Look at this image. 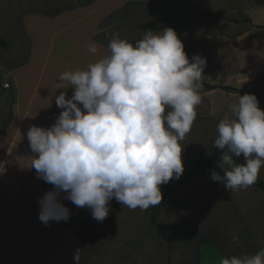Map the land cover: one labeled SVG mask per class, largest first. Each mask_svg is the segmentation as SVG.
I'll return each mask as SVG.
<instances>
[{"label":"clouds","instance_id":"obj_1","mask_svg":"<svg viewBox=\"0 0 264 264\" xmlns=\"http://www.w3.org/2000/svg\"><path fill=\"white\" fill-rule=\"evenodd\" d=\"M108 53L86 69L59 74L55 96L62 109L50 127L27 130L38 178L52 185L42 197L39 220L65 221L71 212L62 200L88 208L103 221L110 201L147 210L161 203L160 186L184 172L182 141L190 133L201 103L207 60L185 46L171 27L148 29L135 45L112 33ZM88 51L98 53L96 43ZM233 118L217 125L214 147L220 171L211 179L227 190H247L264 167V110L255 94L239 95ZM242 157L244 163H237ZM221 172L223 174H221ZM63 194V195H62ZM219 264H264L255 254L222 257Z\"/></svg>","mask_w":264,"mask_h":264},{"label":"rangeland","instance_id":"obj_2","mask_svg":"<svg viewBox=\"0 0 264 264\" xmlns=\"http://www.w3.org/2000/svg\"><path fill=\"white\" fill-rule=\"evenodd\" d=\"M122 1L0 0V36L8 43L7 47L0 46V127L11 114L8 94L11 91L14 94L9 77L12 69L22 65L27 57L36 62L47 49H58L59 42L66 43L68 49L74 48V40L90 37L92 32L87 25L96 23L101 27L97 29L99 33L113 18H123L126 22L122 28L103 33L100 38L109 43L112 33H118L133 45L148 29L159 31L171 27L184 43L190 62L192 55L200 54L207 60L206 67H223L226 48L235 35L253 27L243 20L251 0H131L110 13ZM180 13L183 17L179 19ZM252 15L255 22L264 23V2L257 5ZM157 18L167 20L156 27L138 26ZM216 34L215 46L209 45ZM254 53L250 49L249 63L255 61ZM5 82L8 87L3 86ZM239 86L223 88L232 94L226 95L215 110L211 109L212 99L201 93L197 117L181 142L185 170L179 180L162 184L161 192L171 184H178L194 160L203 158L214 148L217 125L225 117L233 118L230 106L238 102L239 95L255 94L264 110V69L249 85ZM212 170L203 169L178 188L161 209L157 222L165 227L166 240L150 223L149 208L133 210L113 199L108 216L97 221L90 209L62 200L71 215L67 222L60 223L80 238L75 264H193L201 246L203 263L214 264L216 257L207 249L215 254L217 250L223 257L255 254L264 249V191L254 186L240 191L225 190L220 182L211 179ZM259 177L264 179V167ZM45 187L48 191L52 185L45 183ZM200 236L212 239L213 243L197 244Z\"/></svg>","mask_w":264,"mask_h":264},{"label":"crops","instance_id":"obj_3","mask_svg":"<svg viewBox=\"0 0 264 264\" xmlns=\"http://www.w3.org/2000/svg\"><path fill=\"white\" fill-rule=\"evenodd\" d=\"M129 1H122L110 13L121 9ZM262 2L264 0H251L247 4L245 18L250 19L249 23L253 27L235 35L233 42L226 48L224 66L204 69L201 93L212 99L213 110L225 101L226 95L232 94L224 91V86L238 88L241 83L249 85L256 74L264 69V28L260 26L264 23L255 22L252 15ZM181 15L177 18H182ZM157 19L153 20L157 23L149 27H156L167 20ZM125 22L123 18H113L107 23L105 31L99 33L97 29L101 27L98 28L96 23L87 25V29L92 32L90 37L74 40V48L68 49L66 43L59 42L58 49H47L36 62L27 57L22 65L10 72L14 101L11 104L10 121L0 131V264H75L78 261L79 236L65 229L60 222L52 221L46 226L38 218V197H42L47 189L45 182L31 168L34 154L26 133L31 125L50 127L62 111L56 105L55 96L60 91H67L66 98L73 94L72 88L56 89L59 74L66 70L86 69L89 63L102 58L109 50L108 43L100 35L117 31ZM216 37L217 34L211 37L209 45L215 46ZM220 38L222 40L221 35ZM92 43H96L99 49L96 54L88 51V45ZM250 49L255 52L253 63H249ZM21 68L23 71L20 72ZM201 248L197 264H204ZM207 252L216 257L214 264H219L223 255L217 250L215 254L212 249H207Z\"/></svg>","mask_w":264,"mask_h":264},{"label":"trees","instance_id":"obj_4","mask_svg":"<svg viewBox=\"0 0 264 264\" xmlns=\"http://www.w3.org/2000/svg\"><path fill=\"white\" fill-rule=\"evenodd\" d=\"M243 20L250 22L249 18H244ZM155 23H157V21L142 22V23H139L138 26L141 28H146V27L154 25ZM260 26L262 28H264V25H260ZM7 45H8L7 41L0 36V46L1 47H7ZM206 87L211 88L210 86H207V85H206ZM223 88H228V86H224ZM8 95H9L8 99H9L10 103L12 104L14 101L13 91L9 92ZM10 116H11V114H9L8 118L4 121V124L0 127V131H3L5 129V127L7 126V124L10 121ZM220 156H221V150L214 147L203 158L194 160V162L188 167L187 172H186V176L178 184H176V185L171 184L161 192L162 193L161 203L158 205L149 207V221L151 224H153L156 227V231L161 238L166 240L168 236H167V231H166L165 227L162 224H159L157 222V217H158L161 209L168 203L171 195L178 188H180L182 185H184L186 182L193 179L199 172H201L205 168L214 169L215 171H220V169L218 168V166L215 163V161L218 160L220 158ZM234 159H236L237 163H244V160L242 157L234 158ZM221 174H223V173L221 172ZM252 186L264 191V179L259 177L258 180L256 181V183ZM222 187L224 188L223 185H222ZM224 189L227 190L226 188H224ZM203 243H213V240L208 238V237H205V236H200L197 240V244H203ZM198 261H199V251H198L197 259L194 261L193 264H197Z\"/></svg>","mask_w":264,"mask_h":264},{"label":"built area","instance_id":"obj_5","mask_svg":"<svg viewBox=\"0 0 264 264\" xmlns=\"http://www.w3.org/2000/svg\"><path fill=\"white\" fill-rule=\"evenodd\" d=\"M3 86H4V87H8L9 85H8L7 82H5V83H3Z\"/></svg>","mask_w":264,"mask_h":264}]
</instances>
